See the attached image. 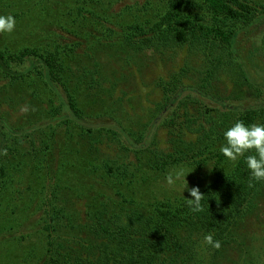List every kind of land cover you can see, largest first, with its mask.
Segmentation results:
<instances>
[{
	"label": "rangeland",
	"instance_id": "obj_1",
	"mask_svg": "<svg viewBox=\"0 0 264 264\" xmlns=\"http://www.w3.org/2000/svg\"><path fill=\"white\" fill-rule=\"evenodd\" d=\"M98 2L96 5L89 0L0 2V15L11 14L16 21L12 32L0 33V46L13 50L22 46L59 49L70 67L71 86L76 89L85 113V127L91 129L87 132L72 116L66 124L50 119L52 109L61 104V99L42 76L33 73L18 82L0 78V88L4 89L0 93V117L4 125L18 130L11 133L4 130V137H9V145L19 147V151L10 155L15 168L10 170L9 185L0 197V264H40L46 250L43 228L47 215L41 205L43 197L51 200L50 190L56 184L69 187L58 194L56 204H60L58 208L76 207V198L83 194L86 181L80 177L81 160L76 149L84 151L81 162L89 169L94 163L116 166L119 162H134L136 177L122 187L128 196L146 203L174 200L190 196L188 189L194 186L205 185L213 165L201 170L184 164L172 165L165 172L148 169L146 162L155 157L154 149L174 152L190 148L193 142L194 137L185 135L181 128L169 132L165 121L169 112L176 109L184 115L180 121L185 117L193 119L192 132L202 130L199 135L202 138L208 132L207 127H212L210 137L222 132L225 128L222 124L231 122L238 114L236 109L264 104V15L241 31L237 44L240 49H247L245 57L249 64L247 60L244 63L255 81H245L228 66L205 86L208 59L201 48L186 44L163 50L142 48L136 52L125 43L122 31L125 24L143 20L147 12L149 18H154L162 0ZM80 7L84 9L78 10ZM161 81H173L183 88L176 104L165 111H161L165 103ZM32 126L38 127L33 130ZM118 127L133 133L134 138L146 133L143 142L135 143L130 137L129 143L122 134L117 138L112 131L118 132ZM53 132L54 139L46 152L43 141ZM131 141L135 146L132 147ZM127 147L139 151H129ZM180 170L185 172V178L170 186L166 177ZM86 171L82 173L88 174ZM103 173H94L89 182L119 202L122 197L104 184L100 177ZM49 211L53 213L54 208L51 206ZM74 212H70L72 219L64 223L76 226L80 222ZM61 234L66 240L77 236L69 227ZM71 243L74 241L66 242L65 246ZM198 259L200 264H264V187L234 227L229 242L219 252L204 244Z\"/></svg>",
	"mask_w": 264,
	"mask_h": 264
},
{
	"label": "trees",
	"instance_id": "obj_2",
	"mask_svg": "<svg viewBox=\"0 0 264 264\" xmlns=\"http://www.w3.org/2000/svg\"><path fill=\"white\" fill-rule=\"evenodd\" d=\"M81 1L76 0V3ZM89 1L95 5L99 3V0ZM146 3L150 5V1ZM143 8L146 9V6L143 5ZM82 9L78 8L80 11ZM149 13L144 15L146 18L143 20L125 24L122 30L125 43L134 51L138 52L142 48L163 50L189 44L206 53L208 64L205 86L222 68L228 66L238 71L245 81H255L245 67L244 60L248 63L245 57L247 49H240L237 44L241 31L264 15L262 1L162 0L155 17L149 18ZM33 73L42 76L55 92L58 91L61 99V104L52 109L50 119L66 124L71 122L72 116L74 122L85 129L86 116L80 108L77 91L71 86L70 67L59 49L22 46L13 50L8 46H0V78L18 82L20 79L26 80ZM159 85L166 103L161 111H165V108H172L176 104L183 88H178L173 81H161ZM3 92L1 87L0 93ZM233 109H236L235 106ZM236 110L238 114L231 122L222 124L225 126L222 132L210 137L212 127H207L204 129L208 132L202 138L199 136L202 130L192 132L193 119L185 117L180 121L184 115L177 113L176 109L171 110L165 120L167 129L174 133L181 128L185 135H192L191 147L174 152L154 149L155 157L146 162L148 169L155 172H165L172 165L184 164L201 170L212 164V174L208 176L207 183L199 188L204 194L200 211H194L189 206L187 199L192 198L190 196L152 203L136 200L122 189L136 177V169H132L134 162H119L116 166L107 162L104 166L94 163L90 164L92 169H89L81 162L84 160L81 156L84 151L76 149L81 160L78 163L82 174L80 177L86 181L82 187L83 194L76 198V207L61 205L58 208L60 204H56L58 194L69 187L56 184L50 190L52 199L49 200L46 195L43 197L41 205L45 206L47 215L43 228L46 250L40 264H189L190 261L200 264L198 255L204 247L205 235L211 234L214 240L220 241V248L224 247L234 227L264 187V182L251 181L244 157L229 162L220 151L225 142L224 131L237 120L244 121L246 125L264 124V104L247 105ZM2 121L0 117V133L3 135L0 140V197L9 185L10 170L15 168L10 155L19 151V147L8 144L9 137H4L3 133L4 130L10 133L18 130L4 125ZM37 127L32 126L30 129L35 130ZM86 131L91 132V129L86 128ZM112 134L116 137L123 135L129 143L132 140L130 137L134 138L133 133L125 128L118 127V132L114 129ZM145 134L143 132L139 139L134 138V142L142 143ZM45 137L42 148L48 152L54 132ZM131 143L132 147L135 146V143ZM126 149L135 151L136 147L133 150ZM86 154L90 157L88 152ZM86 170L88 174L82 173ZM99 172H104L100 175L104 184H109L122 197L119 202L113 196L92 187L94 184L89 180L94 173ZM51 206L54 208L53 213L49 211ZM69 209L80 217L76 226L64 223L72 219ZM66 227L77 234L76 238L68 239L74 241L68 246L65 245L69 241L61 234ZM196 236L199 237L196 239Z\"/></svg>",
	"mask_w": 264,
	"mask_h": 264
},
{
	"label": "clouds",
	"instance_id": "obj_3",
	"mask_svg": "<svg viewBox=\"0 0 264 264\" xmlns=\"http://www.w3.org/2000/svg\"><path fill=\"white\" fill-rule=\"evenodd\" d=\"M15 18L9 15H0V33H10L15 28ZM224 143L220 147L222 155L229 162H236L240 157L245 158V164L249 170L252 182H264V124L246 125L244 121L237 120L228 127L224 133ZM247 153H254L248 154ZM183 170L176 171L166 177L170 186H175L177 181L185 178ZM187 187V185L183 188ZM192 198L187 202L194 211L201 210V201L204 194L200 192L198 186L188 189ZM204 244L212 248L219 249L221 243L214 240L211 234L205 235Z\"/></svg>",
	"mask_w": 264,
	"mask_h": 264
}]
</instances>
